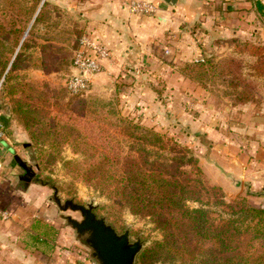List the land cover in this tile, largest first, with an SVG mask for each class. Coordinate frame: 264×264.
Instances as JSON below:
<instances>
[{
  "label": "rangeland",
  "instance_id": "1",
  "mask_svg": "<svg viewBox=\"0 0 264 264\" xmlns=\"http://www.w3.org/2000/svg\"><path fill=\"white\" fill-rule=\"evenodd\" d=\"M44 1L39 21L33 24L34 14L42 7L40 0H0V118L13 146V155L17 154L34 172L25 187L19 179L25 171L11 155L10 187L13 193L25 197L17 200V195L8 196L10 214L7 220L15 231L23 229L24 239L32 242L37 239L40 242L56 240L58 242L55 245L59 247L57 254L60 256L77 255L83 264H97L91 256L90 247L67 222V216L80 219L79 212L59 209L53 201L56 188L62 202L65 199H73L81 204L91 202L96 206L95 213L104 216L118 232L128 228L132 240L140 237L143 248L136 264H172L162 251H156V243L163 241V233L148 216L132 214L127 208L113 207L107 195L99 193L83 180V176L75 174L74 164H66L67 161H82L92 151L88 150L85 155V147L95 146L107 152H118L116 165L120 169H127L132 158L149 168L170 157H193L201 174L191 173L192 167L189 165L182 166V171L188 172L183 175V180L189 184V200L186 204L197 206L198 202L194 200L200 199L214 224L219 222L220 212L228 210L218 204L221 194L226 202L241 197L252 205L264 207V192L253 190L247 181L242 180L238 190H234L227 181H214L220 176L208 152L214 140L204 135L197 125L192 127L195 119L190 120L192 116L206 111V122L210 124L212 120H209L208 113L213 109H208L207 105L223 111L225 107L237 108L238 111L247 107L248 113L257 117L263 129L244 137L258 139V149L264 156L263 38L240 39L246 42L243 46L232 43V54L209 57L205 76L198 71L187 72L197 77L185 76L195 86L192 90L193 102L178 100V97L176 109L170 115L164 110L166 100L158 91L156 95L161 105L158 104L156 112L152 114L154 119H141L128 113L122 105L123 97L115 87L97 93L91 91L90 85L81 95L71 96L65 87V80L72 71L70 64L74 48L78 46V38L85 32L76 15L64 6V2ZM11 18L17 21V33L24 27L28 30L32 28L25 36L26 46L19 51L14 66L4 80L2 65L5 66L13 57L10 51L14 48L11 45ZM203 91L207 95L198 94ZM21 107L32 110L29 112L30 117ZM22 114L28 118L27 122L35 123L30 127L37 138L30 135L31 131H28ZM120 116L128 117L134 123L157 133L161 142H152L151 137L146 140L140 137L142 131L133 128L132 124L119 121ZM44 130L48 134L43 135ZM25 143L28 144L24 146ZM31 197L37 199V204ZM48 219L54 224L46 222ZM17 225L19 229H16ZM247 237L243 235L237 242L240 250L246 247ZM253 245H256L254 241ZM143 253L147 256L146 260H140Z\"/></svg>",
  "mask_w": 264,
  "mask_h": 264
},
{
  "label": "crops",
  "instance_id": "2",
  "mask_svg": "<svg viewBox=\"0 0 264 264\" xmlns=\"http://www.w3.org/2000/svg\"><path fill=\"white\" fill-rule=\"evenodd\" d=\"M146 1L157 3V11L149 15L134 13L122 0L57 2H64L76 15L83 32L98 37L109 49L101 72L92 78L91 91L104 93L117 88L124 108L141 119H154L152 114L161 103L158 91L170 115L178 100L193 102L194 83L179 70L185 62L230 55L234 39H264V0H177L175 6L163 0ZM198 94L207 95L206 91ZM207 107L213 109L208 113L210 124L203 111L191 117V121L195 119L192 127L198 126L204 135L213 138L210 150L227 170L240 174L253 190L264 192V156L258 149L259 141L254 136L244 137L263 129L257 117L248 113L247 107L242 111ZM11 155L13 146L6 136L0 141V264H83L77 255L57 254L56 240L24 239L23 229L15 231L8 217L2 216V212L10 214L8 196L25 198L10 187ZM35 197L31 198L37 204ZM46 222L54 224L49 219Z\"/></svg>",
  "mask_w": 264,
  "mask_h": 264
},
{
  "label": "trees",
  "instance_id": "3",
  "mask_svg": "<svg viewBox=\"0 0 264 264\" xmlns=\"http://www.w3.org/2000/svg\"><path fill=\"white\" fill-rule=\"evenodd\" d=\"M40 3L42 7L36 15L34 14L33 24L39 21L41 16L39 14L45 1L40 0ZM16 23L17 21L13 18L9 20L12 34L11 45L14 48L10 49L13 53L12 59L5 66L2 65L4 80L14 66L19 51L26 46L25 33L28 28L24 27L20 33H17ZM245 42L238 39L233 41L239 46H243ZM76 48L77 46L74 50ZM194 62L197 63L184 64L180 73L193 78L192 73L198 71L205 76L208 58ZM190 70L192 73L188 75L187 72ZM81 94H71V96L77 97ZM20 109L24 113L32 111L24 110L23 107ZM30 115L29 113L28 117ZM22 118L30 132L35 123L27 122L26 115L22 114ZM119 121L132 124L133 128L141 130L140 137L145 140L151 137L152 142H161L160 135L134 123L128 117L120 116ZM34 133L31 131L30 135L34 136ZM42 134L48 133L44 130ZM88 150L92 151L82 161H67L66 164H74L75 174L83 176V180L89 186L107 195L113 207L127 208L132 214L148 216L163 233V241L157 242L155 249L157 252L162 251L172 264H264V207L252 205L241 197L226 202L221 194L218 204L228 210H222L219 222L214 224L209 211L205 209L200 199L194 200L198 202L197 206L190 207L186 204L189 200L187 195L189 184L187 180H183V175L188 172L182 171L181 168L189 165L192 167L191 173L201 174L197 161L193 157L185 155L170 157L163 163L149 168L132 158L127 169H120L116 165L118 152H107L95 146L85 147L83 151L85 155ZM243 235L249 237L245 241L246 247L240 250L237 242ZM253 241L256 245H253ZM146 258L144 253L140 256V260H146Z\"/></svg>",
  "mask_w": 264,
  "mask_h": 264
},
{
  "label": "water",
  "instance_id": "4",
  "mask_svg": "<svg viewBox=\"0 0 264 264\" xmlns=\"http://www.w3.org/2000/svg\"><path fill=\"white\" fill-rule=\"evenodd\" d=\"M163 1L170 6H175L177 2V0ZM75 72L81 74L80 71ZM27 144L25 143L24 146ZM208 152L213 157L214 167L220 173V176L216 177L218 180L216 181L214 178V181L217 183L222 180L224 182L227 181L234 190H238L242 183L240 174L227 170L222 165L223 162L211 150H208ZM13 158L25 171L19 179L24 182V186L26 187L34 176L32 167L28 166L17 154H14ZM53 201L60 210L79 212L80 219L67 216V222L76 234L82 237L90 247L91 256L97 264H136L137 257L143 248V241L140 237L132 240L128 228L123 232H118L104 216L95 213L96 206L91 202L81 204L75 202L73 199H65L62 202L56 188H54Z\"/></svg>",
  "mask_w": 264,
  "mask_h": 264
},
{
  "label": "built area",
  "instance_id": "5",
  "mask_svg": "<svg viewBox=\"0 0 264 264\" xmlns=\"http://www.w3.org/2000/svg\"><path fill=\"white\" fill-rule=\"evenodd\" d=\"M122 4L129 11L149 15L157 11L158 4L146 0H122ZM109 57L107 45L98 37L83 33L78 38V46L73 52L71 61V73L65 80V87L71 94H79L87 91L91 85L92 78L102 70L103 62ZM203 61V58L194 61ZM75 71H80L77 74ZM6 139V129L0 118V141ZM1 168V163H0ZM4 218L8 217L2 212Z\"/></svg>",
  "mask_w": 264,
  "mask_h": 264
}]
</instances>
